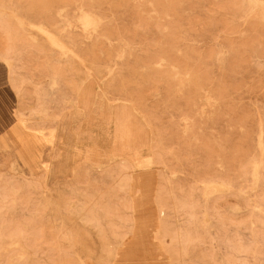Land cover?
I'll use <instances>...</instances> for the list:
<instances>
[{
  "label": "rangeland",
  "instance_id": "374dc122",
  "mask_svg": "<svg viewBox=\"0 0 264 264\" xmlns=\"http://www.w3.org/2000/svg\"><path fill=\"white\" fill-rule=\"evenodd\" d=\"M0 264H264V0H0Z\"/></svg>",
  "mask_w": 264,
  "mask_h": 264
},
{
  "label": "bare ground",
  "instance_id": "6f19581e",
  "mask_svg": "<svg viewBox=\"0 0 264 264\" xmlns=\"http://www.w3.org/2000/svg\"><path fill=\"white\" fill-rule=\"evenodd\" d=\"M254 10V9H253ZM253 10H251L253 12ZM252 14V13H251ZM250 14V15H251ZM248 17V16H247ZM100 16H98L97 14H95L94 12L91 11H84L83 14L80 17V22L82 24V26L84 27V29H89V28H93V30L97 29L100 23ZM29 24L31 26H36L38 27V29L44 33H46L49 41L59 49V51L63 54V55H68L69 53H72L75 56H79L78 53L76 52V50L74 49V47L71 45V41H72V37L68 36V34L66 33V29L62 28L60 34L59 33H55L53 30L50 29L49 25L46 23H35L33 21H29ZM112 72V69L109 70V73ZM135 111V110H134ZM73 113V112H72ZM81 113H83L81 111ZM74 115V114H73ZM85 116V115H84ZM61 128V127H60ZM67 130V129H66ZM73 133V132H72ZM70 134V133H69ZM51 136V135H50ZM76 136V135H75ZM47 137V136H46ZM261 137V136H260ZM44 138V136H43ZM52 138V137H51ZM59 139V136H58ZM49 140V139H48ZM51 142V141H50ZM262 143V142H261ZM75 144V141H74ZM52 145V144H51ZM55 145H58L55 144ZM64 147V146H63ZM74 149V147L72 148ZM72 154V153H71ZM73 155V154H72ZM73 157V156H72ZM72 159V158H71ZM215 186V188L220 189L222 187H224V184H212ZM211 186V185H210Z\"/></svg>",
  "mask_w": 264,
  "mask_h": 264
},
{
  "label": "crops",
  "instance_id": "0c3cea01",
  "mask_svg": "<svg viewBox=\"0 0 264 264\" xmlns=\"http://www.w3.org/2000/svg\"><path fill=\"white\" fill-rule=\"evenodd\" d=\"M10 70V69H9Z\"/></svg>",
  "mask_w": 264,
  "mask_h": 264
}]
</instances>
